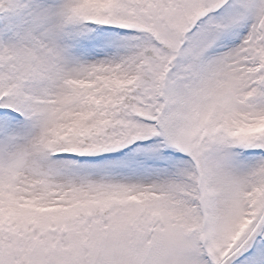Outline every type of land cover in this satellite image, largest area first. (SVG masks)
<instances>
[{
  "label": "snow or ice",
  "instance_id": "6c2138e0",
  "mask_svg": "<svg viewBox=\"0 0 264 264\" xmlns=\"http://www.w3.org/2000/svg\"><path fill=\"white\" fill-rule=\"evenodd\" d=\"M0 264H264V0H0Z\"/></svg>",
  "mask_w": 264,
  "mask_h": 264
}]
</instances>
